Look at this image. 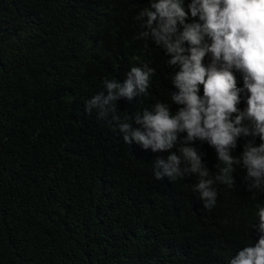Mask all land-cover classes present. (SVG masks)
<instances>
[{"label": "trees", "instance_id": "1", "mask_svg": "<svg viewBox=\"0 0 264 264\" xmlns=\"http://www.w3.org/2000/svg\"><path fill=\"white\" fill-rule=\"evenodd\" d=\"M150 2L0 0V264H229L258 241L251 225L264 191L248 190L246 170L236 166L231 187L214 183L216 205L205 209L192 191L198 175L155 179L154 161L168 152L126 145L110 119L85 111L105 79L122 83L144 64L154 69L148 94L116 101L117 115L183 107L171 101L178 66L140 37L136 17ZM251 139L239 137L232 155ZM191 146L215 176L214 148Z\"/></svg>", "mask_w": 264, "mask_h": 264}, {"label": "clouds", "instance_id": "2", "mask_svg": "<svg viewBox=\"0 0 264 264\" xmlns=\"http://www.w3.org/2000/svg\"><path fill=\"white\" fill-rule=\"evenodd\" d=\"M136 19L147 29L140 37H150L171 57L168 66H178L171 80L178 91L171 101L183 107L172 114L168 104L158 102L133 118L122 120L117 115L116 101L148 94L154 69L144 64L131 67L122 83L105 79L104 91L86 101L85 111H95L100 120L110 119L126 145L168 152L154 161L155 179L175 181L198 175L192 191L205 209L216 205L214 183L235 184L236 166L246 170L249 191H264V0H191L187 6L184 0H151ZM206 56L210 57L207 65ZM234 72L241 74L243 88L237 87ZM245 90L247 107L241 111L237 106ZM180 133L186 135L180 139ZM241 136L252 139L237 157L232 150ZM196 140L214 148L219 161L215 176L191 146ZM256 216L258 223L251 228L260 233L258 241L239 250L229 264H264V206H258Z\"/></svg>", "mask_w": 264, "mask_h": 264}]
</instances>
